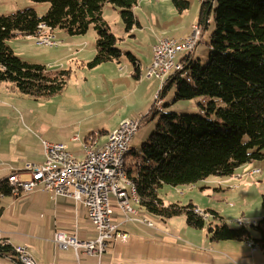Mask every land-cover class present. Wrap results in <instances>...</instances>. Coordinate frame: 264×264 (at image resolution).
I'll use <instances>...</instances> for the list:
<instances>
[{
	"label": "trees",
	"instance_id": "16d2710c",
	"mask_svg": "<svg viewBox=\"0 0 264 264\" xmlns=\"http://www.w3.org/2000/svg\"><path fill=\"white\" fill-rule=\"evenodd\" d=\"M50 2L44 15L35 8L0 15V85L9 84L24 95L40 99L65 89L72 69H50L20 58L8 39L18 35L36 36L41 24L53 31L67 29L71 34L97 33V52L90 67L118 60L122 51L118 38L103 17L110 3L118 9L127 30L139 25L134 13L138 0H34ZM183 12L189 0H172ZM199 24L203 30L213 24L208 62L186 55L183 70L170 75L161 85L155 105L171 88L175 100L200 95L210 97L202 104V114L162 112L160 122L140 152L132 149L126 162L141 209L165 219L184 215L193 229H208L213 241L259 242L264 248V217L251 223L260 233L253 238L245 223L232 228L214 209L200 214L192 201L165 204L159 197L164 184L194 185L215 176H231L244 163L264 158V0H202ZM136 65L135 57L129 53ZM218 99L223 105H218ZM143 116L141 121L148 117ZM8 179L0 180V197L12 193ZM264 203V202H263ZM9 248L0 243V253Z\"/></svg>",
	"mask_w": 264,
	"mask_h": 264
},
{
	"label": "rangeland",
	"instance_id": "374dc122",
	"mask_svg": "<svg viewBox=\"0 0 264 264\" xmlns=\"http://www.w3.org/2000/svg\"><path fill=\"white\" fill-rule=\"evenodd\" d=\"M189 2V8L181 12L174 7L172 0H138L133 10L141 24L140 26L135 25L132 30L126 29L120 9L106 3L102 9L103 17L110 30L118 38L117 47L121 49L122 56L120 61H109L95 67H90L88 64L95 58L97 52V33L93 26L81 34H71L67 29L58 28L54 38L60 41L59 45H46L30 36H16L8 39V43L15 51L14 53L29 63L46 65L50 69H72V74L65 89H62L63 91L57 95L38 99L37 104H39L40 112H50V108H55V105L60 109H72L75 110L72 111L73 115L80 113L90 122H96L98 125L96 133L102 129L110 131L114 124L120 125L122 113L138 109L141 106L143 102L141 99L148 97L150 92L152 93L151 86L156 80L155 84L159 86L153 94L151 103L153 105L164 80V78L148 76L150 65H146V71L139 76L129 53L136 57L141 62L140 64L148 63L150 52L151 56L153 55V45L161 37L181 39L189 35L193 30V25L199 22L202 0H189ZM49 7L50 2L47 1L0 0V15H8L27 8H35L39 14L44 15ZM212 31L213 24L202 31V39L191 53L193 58L199 59L203 64L208 62ZM186 55H189V52L183 51L177 54L175 59L180 61ZM84 60L88 61L84 62ZM171 73L172 71L165 78ZM175 92V87L171 88L162 98V110L149 112L151 108H148L149 111L147 110L148 112L145 114L133 113V116H136L133 118L137 119H142L149 113V116L141 121L140 128L131 139V146L135 148L136 152H140L142 143L148 140L155 131L162 112L202 114L204 112L202 104H206L210 99L208 95H200L191 99L175 100ZM112 96V102L115 100L117 105L118 102L121 103L116 113L107 109V106L111 104L106 99H111ZM89 100L92 102V107L84 113L78 112L81 104ZM218 105H223V101L218 99ZM157 108L161 107L157 105ZM253 161L255 165L250 162L244 163L231 176L211 175L192 186L179 185L178 187L164 184L159 188V197L166 205L173 202L186 205L192 201L202 210L214 209L224 217L230 227L238 228L239 221H241L247 225L246 227L253 238H259V231L252 227L251 223L264 217V158ZM252 170L255 171L250 173ZM198 207L197 209H199ZM143 210L145 212H142V215L130 213L135 219L140 218L137 220L141 223H129L127 229L160 230L165 232L168 238L171 237L170 235H175L176 229H181L183 234L181 237L179 234L175 235L176 238L180 237L183 241H188L193 250L198 248L200 264H213L211 259H215L216 264H264V248L259 242L255 246L254 243L248 244L240 240L213 242L207 236V227L193 229L187 224L184 215L165 219ZM122 217L127 219L124 211ZM143 218L151 220L154 227H149L147 223L142 222ZM164 237L165 235L161 233L156 238L161 240ZM151 240L153 242L154 238L149 236L146 243L149 245L148 250L153 247V243L150 244ZM156 244L157 247L160 246V241ZM126 245L127 243H123L115 246L114 256L104 253L103 263H105V258L111 257L114 258V264H153L148 256L142 257L139 249L133 256L128 255V252L125 251ZM174 246L170 243L162 244L166 259L171 260L170 256L175 254L173 253ZM253 246L256 247V250Z\"/></svg>",
	"mask_w": 264,
	"mask_h": 264
},
{
	"label": "crops",
	"instance_id": "0c3cea01",
	"mask_svg": "<svg viewBox=\"0 0 264 264\" xmlns=\"http://www.w3.org/2000/svg\"><path fill=\"white\" fill-rule=\"evenodd\" d=\"M138 22L140 26L141 22ZM56 31L57 29L54 34H57ZM18 36L24 37V35ZM135 59L136 64H139L137 65L139 67L137 74L141 76L146 71L145 66H149L152 62L153 55L151 56L150 52L147 59L148 63L144 64H140L141 62L136 57ZM88 60H84V62ZM155 82L156 80L151 86L152 93L150 92L148 97L141 99L143 102L138 109L120 115L121 123L136 117L133 116L135 112L145 114L152 108L154 105H151L153 94L159 86ZM111 100H113V96L111 99H106L111 104L107 106V109L116 113L121 103L118 102L117 105L115 100L114 102ZM38 101L36 98H30V96L18 92L9 84L3 83L0 85V180L8 179L13 173H16L20 180H30L31 174L26 170V164H42L44 162L42 140L62 142L66 144L72 155L83 159L85 157V141L88 137L96 136L95 146L99 148L107 140L109 133L119 126L116 123L110 131L102 129L99 133H96L98 126L96 122H90L80 113L73 115L72 111L75 110L60 109L59 106L55 105V108H50V112L43 113L38 109ZM91 107V100L86 101V103L81 104L78 112L84 113ZM74 136H77L78 139L73 140ZM131 148L135 149L132 146ZM250 163L255 165L254 161ZM254 171L252 170L250 173ZM131 202L133 208L137 211L134 214L142 215V212H145L140 206L137 207L138 202L133 199ZM119 205L117 197L114 194L110 195L113 222L118 225L120 230L127 232L129 238L127 241L111 243L104 253L114 256V247L127 243L125 251L128 252V255L133 256L136 250L139 249L142 257L148 256L153 264H200L198 248L193 250L188 241H183L180 238L183 234L181 229H176L175 235L179 234L180 236L178 238L175 235H170L171 237L168 238L165 232L155 229L141 231L140 229H127L129 223L140 222L137 220L140 218L135 219L132 217V221L124 219L122 208ZM90 219V213L83 203L76 201L71 196L47 193L39 185L32 191L22 192L19 195H3L0 197V242L8 243L9 248L0 253V264H19L17 255L12 249L18 246L26 247L38 264H98L99 258L97 255H89L81 250L78 258L73 248L61 249L54 243L56 231H63L70 235L76 234L81 240H96L98 230ZM147 226L154 227V224L153 226L147 224ZM161 233L165 237L157 240L156 237ZM149 236L154 238L153 242L150 241V244L153 243L150 250H148L149 245L146 244ZM158 241H160V246L157 247L156 243ZM244 242L250 244L247 240ZM166 243L175 245L173 247V253L175 254L170 256L171 260L166 259L167 257L162 248V244ZM255 244L257 243H254V246ZM121 249L123 251L124 246ZM103 257L104 255H101V264H114V258L107 257L105 263H103ZM211 260L213 264L217 263L215 259Z\"/></svg>",
	"mask_w": 264,
	"mask_h": 264
},
{
	"label": "built area",
	"instance_id": "2783aa9c",
	"mask_svg": "<svg viewBox=\"0 0 264 264\" xmlns=\"http://www.w3.org/2000/svg\"><path fill=\"white\" fill-rule=\"evenodd\" d=\"M202 31L203 27L198 23L193 25L192 32L184 38L161 37L153 46V60L148 68V76L164 78V82L169 72L172 71L170 74L172 75L183 70L186 56H183L180 61H176L175 58L183 51L192 53L202 39ZM33 37L46 45L60 44V41L54 38L53 30L44 23L39 26L37 35ZM157 105L161 107V100ZM140 125L141 119L137 118L123 121L109 133L107 140L99 148L95 146L96 136L88 137L85 141L83 159L72 155L66 144L62 142L42 140L44 162L26 164V170L31 174V179L20 180L16 173L9 176V184L13 187L14 195L32 191L39 185L47 193L71 196L86 206L90 213V220L98 230L97 239L81 240L76 234L70 235L63 231H56L54 243L59 248H73L78 258L81 250L89 255H97L98 264H101V255L108 249V245L128 240L129 234L120 230L113 222L110 195L114 194L117 197L119 206L126 213L127 219L132 221L130 213H137V211L133 208L131 201L133 199L138 202L139 198L134 183L127 175L125 165L132 150L131 139ZM76 139H78L77 136H74L73 140ZM196 211L203 213L200 209ZM141 221L153 226L151 220L143 218ZM239 223L242 224L241 221ZM12 249L17 255L19 264H38L26 247L18 246Z\"/></svg>",
	"mask_w": 264,
	"mask_h": 264
}]
</instances>
